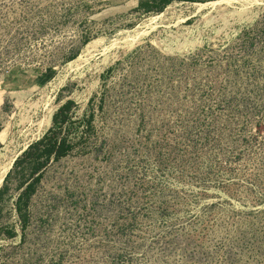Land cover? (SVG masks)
Masks as SVG:
<instances>
[{"label":"rangeland","instance_id":"1","mask_svg":"<svg viewBox=\"0 0 264 264\" xmlns=\"http://www.w3.org/2000/svg\"><path fill=\"white\" fill-rule=\"evenodd\" d=\"M209 1L0 0V264H264V0Z\"/></svg>","mask_w":264,"mask_h":264},{"label":"trees","instance_id":"2","mask_svg":"<svg viewBox=\"0 0 264 264\" xmlns=\"http://www.w3.org/2000/svg\"><path fill=\"white\" fill-rule=\"evenodd\" d=\"M161 2L163 5L169 3L171 0H157ZM157 3V2H156ZM145 3L143 1H140L139 6H144ZM74 102L69 100L65 104H63L58 111L53 115V123L54 125L48 129V131L44 134V136L39 139L38 141H35L29 147L23 152V157L19 158L16 161L17 163H22L24 160H26L29 156L37 155L44 156L45 155V162L48 161L51 156L53 155L54 160H58L62 156H65L69 153L72 145L67 143L65 137L59 138L57 136L56 128H58L59 124H62V122L69 117V110ZM37 167L35 169L38 170L43 164L44 161H40L38 159ZM38 172V171H37ZM36 172V173H37ZM42 176V172L38 174L37 177L33 179V181H29L22 193L18 197V205L17 207L20 209V204L23 201L24 197H28L33 189L35 182L34 180H38Z\"/></svg>","mask_w":264,"mask_h":264},{"label":"bare ground","instance_id":"3","mask_svg":"<svg viewBox=\"0 0 264 264\" xmlns=\"http://www.w3.org/2000/svg\"><path fill=\"white\" fill-rule=\"evenodd\" d=\"M232 0H215V1H209L211 4H213V5H215V4H220V3H229V2H231ZM202 5H204V4H202ZM47 123H49V116L47 117ZM10 164V162L9 163H7V164H5L4 166H3V168H2V171H1V173H0V184L2 183V180H3V178H4V175H5V173L7 172V169H8V167L10 166L9 165Z\"/></svg>","mask_w":264,"mask_h":264}]
</instances>
